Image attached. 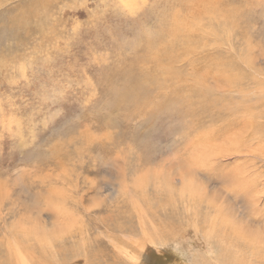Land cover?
Masks as SVG:
<instances>
[{
    "label": "rangeland",
    "instance_id": "obj_1",
    "mask_svg": "<svg viewBox=\"0 0 264 264\" xmlns=\"http://www.w3.org/2000/svg\"><path fill=\"white\" fill-rule=\"evenodd\" d=\"M0 264H264V0H0Z\"/></svg>",
    "mask_w": 264,
    "mask_h": 264
},
{
    "label": "bare ground",
    "instance_id": "obj_2",
    "mask_svg": "<svg viewBox=\"0 0 264 264\" xmlns=\"http://www.w3.org/2000/svg\"><path fill=\"white\" fill-rule=\"evenodd\" d=\"M225 67V66H224ZM128 89V88H127ZM126 100V99H125ZM135 103V102H134ZM165 103V102H164ZM169 103V102H168ZM189 194V193H188ZM140 195V194H139ZM193 198V197H192ZM189 199V198H188ZM186 201V200H185ZM209 202V201H208ZM145 203V202H144ZM165 203V202H164ZM172 203V202H171ZM212 206V205H211ZM142 209V208H141ZM218 209V208H217ZM219 209H220V207H219ZM222 210V209H221ZM220 212H222V211H220ZM141 213V212H140ZM142 214V213H141ZM148 214V213H147ZM154 214V213H153ZM221 214V213H220ZM143 221V220H142ZM214 222V221H213ZM143 225V224H142ZM214 225H216V223H214ZM263 231V230H262ZM156 233V232H155ZM174 233V232H173ZM157 234V233H156ZM158 235H161V234H159L158 233ZM166 235V234H165ZM166 236H170V235H166ZM164 237V236H163ZM166 238V237H165ZM165 241V240H164ZM253 245V244H252ZM258 245V244H257ZM11 256V255H10ZM12 257V256H11Z\"/></svg>",
    "mask_w": 264,
    "mask_h": 264
}]
</instances>
